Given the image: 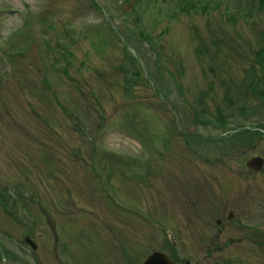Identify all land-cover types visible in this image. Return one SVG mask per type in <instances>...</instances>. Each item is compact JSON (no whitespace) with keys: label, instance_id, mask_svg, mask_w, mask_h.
<instances>
[{"label":"rangeland","instance_id":"374dc122","mask_svg":"<svg viewBox=\"0 0 264 264\" xmlns=\"http://www.w3.org/2000/svg\"><path fill=\"white\" fill-rule=\"evenodd\" d=\"M96 1L0 0V264H264V0Z\"/></svg>","mask_w":264,"mask_h":264},{"label":"water","instance_id":"95a60500","mask_svg":"<svg viewBox=\"0 0 264 264\" xmlns=\"http://www.w3.org/2000/svg\"><path fill=\"white\" fill-rule=\"evenodd\" d=\"M263 158L261 156H253L247 161V165L254 169H260L262 167ZM157 256V258H156ZM141 264H174L165 253L161 251L151 252L147 258ZM187 264V263H186Z\"/></svg>","mask_w":264,"mask_h":264},{"label":"trees","instance_id":"16d2710c","mask_svg":"<svg viewBox=\"0 0 264 264\" xmlns=\"http://www.w3.org/2000/svg\"><path fill=\"white\" fill-rule=\"evenodd\" d=\"M189 1H190V0L184 2L182 6H183L184 8H185V7H188ZM183 7H182V8H183ZM143 37H148V38L151 39V37H150V35H149L148 33H147V34L145 33ZM152 46H153V45H152ZM157 52H158V50H157ZM259 56H260V58H261L262 61H263V63H261L260 66H261V67H264V56H263V55H259ZM156 61H157V58H156ZM261 67H260V68H261ZM256 75L259 77L260 74H259V73H256ZM194 113H195V111H194Z\"/></svg>","mask_w":264,"mask_h":264},{"label":"flooded vegetation","instance_id":"af4514ba","mask_svg":"<svg viewBox=\"0 0 264 264\" xmlns=\"http://www.w3.org/2000/svg\"><path fill=\"white\" fill-rule=\"evenodd\" d=\"M255 154H257V153H255ZM253 155V154H252ZM218 223L220 222V219L219 220H216ZM252 230H257V228H252ZM237 241L238 242H241L242 241V237L241 236H238L237 237Z\"/></svg>","mask_w":264,"mask_h":264},{"label":"bare ground","instance_id":"6f19581e","mask_svg":"<svg viewBox=\"0 0 264 264\" xmlns=\"http://www.w3.org/2000/svg\"><path fill=\"white\" fill-rule=\"evenodd\" d=\"M156 258H157V256H156ZM158 259V258H157Z\"/></svg>","mask_w":264,"mask_h":264}]
</instances>
